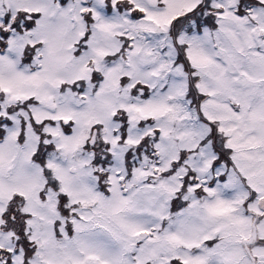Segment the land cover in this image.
I'll list each match as a JSON object with an SVG mask.
<instances>
[{
    "label": "snow or ice",
    "instance_id": "6c2138e0",
    "mask_svg": "<svg viewBox=\"0 0 264 264\" xmlns=\"http://www.w3.org/2000/svg\"><path fill=\"white\" fill-rule=\"evenodd\" d=\"M0 264H264V0H0Z\"/></svg>",
    "mask_w": 264,
    "mask_h": 264
}]
</instances>
